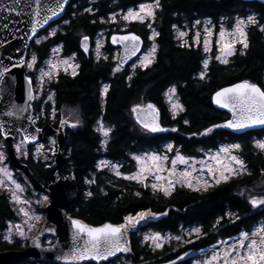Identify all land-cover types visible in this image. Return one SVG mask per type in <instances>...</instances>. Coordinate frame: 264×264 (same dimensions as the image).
<instances>
[{
  "label": "trees",
  "instance_id": "16d2710c",
  "mask_svg": "<svg viewBox=\"0 0 264 264\" xmlns=\"http://www.w3.org/2000/svg\"><path fill=\"white\" fill-rule=\"evenodd\" d=\"M150 1L70 0L64 13L68 23L64 21L56 35L41 40L40 44L33 40L29 51L37 57L36 66H39L48 58L51 48L59 45L63 56L75 54L74 60L80 67L75 76L62 72L56 74L44 92V96L51 92L53 99L43 103L41 98L35 100L33 110H44L45 117L40 118L38 124L50 123L54 128H58L61 119L68 120L69 124L79 119L77 127L66 124L63 129L65 160L60 175L62 178L73 175L78 190L69 214L97 225L106 221L119 223L127 215L144 211L158 214L168 206H174L179 212L170 210L167 217L148 224L150 230L176 234L181 228L197 226L201 228V234L185 244H164L153 248L142 240L140 233H131L132 254L123 257L130 264H191L196 258L212 252L213 247L218 249L219 241L230 242L229 237H238L241 231L250 233L257 223L264 222V206L254 209L241 192L264 180V150L254 143L264 136V129L236 135L226 128H213L212 132L204 134L205 129L223 124L229 117L212 105V95L217 89L237 81L257 83L264 89V32L258 26L264 25V4L242 0H160L161 7L151 21L152 28L159 33L154 40H149L148 21H132L125 30L107 31L99 59L93 48L88 55L81 51L79 41L82 34L89 36L93 45L97 34L113 26L114 23L106 21L110 14ZM247 15L258 21L257 26L245 28L248 48L235 51L227 64L216 60L213 51L208 55L205 77L200 79L206 53L200 44L192 42L181 47L173 26L185 27L195 20L208 19L216 27L219 24L231 27L237 18ZM115 31H134L143 38L145 46L155 43L154 62L147 69L137 67L134 74L129 65L113 74L116 61L107 38ZM105 85L108 91L102 94ZM173 86L184 108L182 112L173 113L166 101L165 92ZM139 96L157 108L160 127L165 131L152 133L138 124L132 125L127 112ZM52 110L55 115H51ZM98 121L112 129L104 147H101L102 138L97 131ZM226 143L240 145L238 154L247 171L203 192L177 186L171 195L165 196L107 169L97 168L98 161L104 158L122 163L121 171L128 172L132 155L161 151L167 144L183 155L200 156L203 151ZM20 160L29 165L44 186L50 183L48 171L51 167L40 159L33 160V163L23 157ZM92 179L95 183H86ZM87 192H92V196H87ZM15 219L17 216L8 194L0 190V251L22 248L17 242L8 243L2 239L7 222ZM120 258L117 256L103 264H118Z\"/></svg>",
  "mask_w": 264,
  "mask_h": 264
},
{
  "label": "snow or ice",
  "instance_id": "6c2138e0",
  "mask_svg": "<svg viewBox=\"0 0 264 264\" xmlns=\"http://www.w3.org/2000/svg\"><path fill=\"white\" fill-rule=\"evenodd\" d=\"M20 0H15L16 4H19ZM37 6L41 5V0H35ZM64 2H60L57 0V3L54 7H48L46 11L50 13V15H45L41 20L33 19L32 22V34L35 36L36 28L38 24H47L50 19L56 17L59 12L63 11ZM161 7L160 0H151L149 3H142L139 5L138 9L133 10L129 9L126 14L122 16L124 21H138L140 23H145L148 21V27L151 29V35L149 36V40H154L159 33L152 28L151 21L155 19L156 10ZM7 11H13L14 9H6ZM85 11H90V9H85ZM36 16L40 15V12L37 11ZM113 22L116 19L115 14L110 18ZM103 22V21H102ZM68 23V21H65ZM210 23V22H206ZM200 21H196V25H199ZM258 21L254 16H248L246 20L238 19L236 21L235 26L232 31H227L221 26L219 30V39L216 41L218 46L219 54L216 55L215 59L220 61V63L227 64L228 57L232 56L235 49V44L237 41L243 46L244 49L248 48L247 42V34L245 32V28L247 26H257ZM260 31L264 32V25H258ZM175 28V25L173 26ZM204 40H203V50L205 53L210 51L209 48V37L213 35L212 29L210 27H204ZM49 35H56L55 31H52ZM188 33L184 31H179V37L183 38L187 36ZM226 37L230 38L226 39ZM47 39V37H44ZM89 37L84 36L81 42V46L84 48V51L87 52V41ZM112 44H120L123 46V55L117 61L116 66L113 68V74L120 72L123 64L133 56H136L137 53L141 52V38L138 35L128 33L126 35H113L111 37ZM36 44L41 43V39L37 38L35 40ZM187 42L181 44V47L185 46ZM193 43L199 45L200 43V33L197 32L195 34ZM191 47L192 45H188ZM97 58L99 59V49L101 47L100 43L97 42ZM54 52L59 51V49H54ZM157 51V45L153 43L150 49L146 53H141L138 57L139 64L133 63L132 69L133 74L135 73V69L137 67L147 69L153 62L154 56ZM243 54V52H241ZM119 55V54H118ZM75 59V54L72 57L67 59H61L57 62H49L48 71L41 70V78H47L51 80L54 74H58V70L62 67L65 73L70 71V74L75 76L77 74V69L80 67L79 64L72 63ZM105 60L108 57H104ZM115 59V57H114ZM37 57L35 55L32 56L31 62L27 63V67L29 69L33 68L36 63ZM209 66V59L203 60V69L200 73V79H204L206 70ZM8 71L7 68H4L2 72H0V81L4 79L5 73ZM128 79L131 80L132 76L129 75ZM108 91V86L105 85L103 89V93ZM176 93V87L173 86L169 88L168 92L165 95L169 96V99L172 100V97ZM33 97L29 95V99ZM49 101L53 99L52 95L47 97ZM213 102L217 104L220 108L228 109L232 113V118L226 120L223 124L213 125L210 128L205 129V133H210L213 131V128H228L234 131H241L246 128L256 127V126H264V89L254 83H250L249 81H242L240 83H236L231 85L230 87H225L215 92L213 96ZM172 109L179 110L180 112L184 111V108L178 102L172 103ZM26 111L24 107H21L17 104L12 103L8 110H6L3 115L7 117H17L20 118L23 113ZM131 112L135 115L137 123L140 124L142 129L147 132H160L165 131V129L160 127L158 122L159 120V112L156 107L151 104H137L131 108ZM53 115H55V111L53 110ZM28 120L35 123V119L32 116L27 117ZM185 124L188 123L187 120L184 121ZM61 126L69 124L68 120L61 119ZM79 125V119H76L75 123L69 124L70 127H77ZM11 129H6L5 125L0 123V136L7 137L11 134ZM17 132H22V138L19 143L15 145L16 152L18 154L27 156L28 152L25 150L24 146L32 141H35L37 137L33 134H29L27 128H17L15 129ZM40 129H36V132H39ZM97 131L101 133L104 139L101 140V147L106 146L107 138L109 133L112 131L111 128H106L102 121H98ZM172 131H176V129H172ZM51 144L55 146L56 141L52 140ZM256 147L260 150H264V141H257ZM44 148V145L41 144L37 148V152ZM239 144H232L229 146L221 147L215 155L209 157V160L212 163H207L204 160L198 161V163L202 166L199 171H206L207 175L211 177L215 184L219 185L222 181L227 182L228 179L232 175H240L243 172L247 171V167L244 161L232 154V150L239 149ZM3 145L0 144V165H4V161L6 160V155L4 153ZM54 147L50 148L49 151L54 152ZM168 151L173 150L172 145L167 146ZM221 153L225 154L226 159L221 158ZM47 158V157H46ZM134 159L139 166L138 171L134 174H129L124 176V179L127 180H135L138 183L143 184L145 187L149 185L145 183L148 179L149 175L154 177L156 182L152 183L150 186L153 190L161 191L165 196L171 195V192L174 190L175 183H180L182 186L194 187L193 180H196L195 190H200V187L207 188L209 187L208 180H201L199 178H194L193 173L198 170L194 165L189 164L190 159L194 158H186L183 155L177 153L175 158L171 159V165L173 166L171 169H167L170 174L174 177H177L175 181L168 179L167 186L164 185L163 181L167 178L160 175L162 171H165L164 162L169 159L166 155L161 156L157 153L153 152L151 154H145L144 156H133ZM189 165L190 170H184L179 173L175 171V166L177 164ZM103 167H111L113 170L118 169L119 165H112L110 162L101 160L97 165V168ZM117 176L123 175L119 171H116ZM7 184L13 185L14 188L10 189L12 191L13 199L20 203V197L17 195V192H23V187L20 183H18L11 171L7 168V166H0V186H6ZM86 183H95V180H87ZM87 196H92V192H87ZM137 196L140 195L139 192L136 193ZM44 201L48 200L47 196L43 197ZM27 203V201H24ZM249 203L255 209L261 206H264V196H251L249 198ZM20 212L27 218L25 223L29 221H39L41 217L35 216L29 213V211H25V209L21 208ZM154 214L150 211L148 212H139L136 213L135 216L128 215L124 217V223L112 224V223H103L99 226H90L86 223L78 219H71V224L75 231L72 234L73 248L71 251L70 258L73 260H95V261H107L109 257L115 256L118 252H128L130 249L128 247L127 240V231L129 227H135L137 223L141 220H144L148 216H153ZM232 215L231 213L229 214ZM236 219H240L239 216H236ZM219 223V221H218ZM34 224H29V227H34ZM18 232L21 237L25 236V233L21 230ZM192 233L199 236L201 234V228L196 227L192 229ZM8 239V237H5ZM146 240H152L155 243V247L159 248L162 245L159 243L161 237L159 234H155L149 237H145ZM175 239L179 240L180 237L177 236ZM229 240H232L233 243L229 244L228 240L219 241L218 243L226 245L223 249H217L213 247L211 255L204 259L202 262H198V264H264V224L260 227H257L251 233L247 231H241L238 237H229ZM82 242V243H80ZM39 246V245H37ZM203 251V250H202ZM187 255V253H185Z\"/></svg>",
  "mask_w": 264,
  "mask_h": 264
},
{
  "label": "water",
  "instance_id": "95a60500",
  "mask_svg": "<svg viewBox=\"0 0 264 264\" xmlns=\"http://www.w3.org/2000/svg\"><path fill=\"white\" fill-rule=\"evenodd\" d=\"M69 1L70 0H67V2L64 4L63 11L59 12L56 17L50 19L47 24H38L36 28L37 34L34 36L31 31L33 19L42 21L45 15H50V13L46 11V9L48 7H54L57 3V0H41V5L39 7L37 6L35 0H20L19 4H16L15 0H0V72H2L4 68L8 69V71L4 75V79L0 81V123L4 124L6 129L12 130L11 134L7 137H0L4 142L7 161L11 168L16 171L21 181L24 183L27 192L33 196L38 195L39 193H45L48 197V204L43 207L44 220L41 223L38 233L31 237L23 248L6 249L0 251V264H21L25 261L32 260L51 262L54 264H103L113 260L119 255L126 256L127 254H132L130 244L131 233L137 232L139 229L143 228L149 223H155L167 217L170 210L179 212V210L174 206H168L163 212L158 214L153 213V216H148L144 220H141L135 225V227H129L127 231V240L130 250L128 252H118L115 256L109 257L107 261L98 262L91 259L81 261L73 260L70 258L71 251L74 246L72 241V234L75 231L71 224V219H78L90 226H99L103 223L92 225L68 213L69 208L74 204L76 200L78 190L73 175L67 176L65 178H62L60 175L61 167L63 166L65 160V156L63 154V129L66 125L61 126L60 124L58 128H54L50 123H45L39 127L36 125V123L33 124L32 121L27 119L28 116L33 115V102L35 94L32 79L26 74L25 70L31 42L51 24L63 18ZM242 1H255L264 4V0ZM60 2L63 3L64 0H60ZM6 9L14 10L7 11ZM37 11L40 12L39 16L35 15ZM128 33L138 35L142 41L140 46L141 51L144 47L143 38L134 31L111 33L110 35H108L107 41L110 46L118 48L119 55H117L116 62L123 55V46L120 44H112L111 37L113 35H126ZM83 37H81L79 41L80 49L85 54H88L90 51V38L87 41L88 51L85 52L84 48L81 46ZM139 53H137L136 56L130 57L123 64L122 68L126 67L132 61H134ZM240 82L242 81L224 85L217 89L215 92L219 91L222 88L230 87L231 85ZM257 85L260 86L259 84ZM215 92L213 93L212 98ZM29 95H31L33 98L29 99ZM211 100L212 105L215 109L227 113L229 116L228 120L232 118V113L228 109L220 108L213 102V99ZM12 103L26 109V111L20 118H17L15 116L7 117L3 115V113L8 110V107H10ZM133 118L137 123L134 114ZM17 128H27L29 134H33L37 137L35 141H32L26 145H34L48 137H55L57 149L55 152L51 153L54 158V164L48 171L50 180V183L48 185L44 186L33 174L29 165L21 161L17 156L13 143L17 136H20L22 138V132L15 131V129ZM37 128L40 129L39 132H36ZM226 129L232 134L239 135L249 131L263 130L264 126L250 127L241 131H234L228 128ZM104 223L111 222L106 221ZM119 223H124V217ZM45 237H53L54 240L50 243H43V239Z\"/></svg>",
  "mask_w": 264,
  "mask_h": 264
},
{
  "label": "rangeland",
  "instance_id": "374dc122",
  "mask_svg": "<svg viewBox=\"0 0 264 264\" xmlns=\"http://www.w3.org/2000/svg\"><path fill=\"white\" fill-rule=\"evenodd\" d=\"M149 3V2H147ZM142 4V3H141ZM140 5V4H139ZM138 6L136 7H133V8H129V9H133V10H136L138 9ZM128 9V10H129ZM128 10H125V11H121V12H117V13H112L110 14L106 21L107 23H114L113 26L111 27H106L102 32H100L99 34H97V36L95 37L94 39V42H93V45L91 46L93 48V52L96 54L97 56V42L100 43L101 47L99 49V55L101 54V51L104 47V44H105V40H106V36H107V31L110 30V29H118L119 30H125L128 26V24L132 21H124L122 19V16L124 14H126L128 12ZM115 14L116 16V19L115 21L113 22L110 18ZM248 16H252V15H247L245 17H239L235 20L234 24L231 26V27H225L223 24H220L219 26H214L212 24V22L210 23H206V22H209L208 20H202L200 21V24L199 25H196V21H194L191 25H186L185 27H175L174 28V31H175V36L176 38L180 41V43H184V42H187L186 44H188L189 42H192L193 43V40H194V37H195V34L197 32L200 33V46L202 47L203 49V40H204V27H210L212 29V32H213V35L211 37H209V41H210V44H209V48H210V51L208 53H206V56L204 59H208V55L210 53H212L214 51V57H216V55L219 54L218 52V46L216 44V41L219 39V30L221 28V26H223L224 29H226L227 31H232L233 27L235 26L236 24V21L238 19H243V20H246ZM64 23V22H63ZM60 28V26L58 27H49L45 32L39 34L35 39L34 41L37 39V38H40L41 40H45L44 37H50L52 35H49L52 31H57L58 29ZM179 31H184V32H187L188 35L181 38L179 37ZM117 32V31H115ZM83 36H86V35H81V37ZM80 37V38H81ZM226 39H229L228 37H226ZM152 41V40H151ZM153 44V42H150L148 46H146V48L143 49V51L141 53H146L151 45ZM195 45V43H193ZM91 48V49H92ZM54 49H59V51H56L54 52L53 50ZM235 49L236 51H243L244 48L243 46L237 41V43L235 44ZM204 51V50H203ZM141 53L135 58V60L129 65V67L132 69V64L133 63H136V64H139V60H138V57L141 55ZM32 51H29V56L27 58V62H26V71H31L33 73V77H34V83H33V88L35 89V98H41L42 99V103L45 102L47 100V97L50 95L51 92H48L47 95L44 96V92H45V89H46V85L48 84V82L50 80H48L47 78H41V70H44V71H48L49 68H48V65H49V62H57L61 59H67V58H70L72 57L73 55H67V56H63L62 55V52H61V48L59 45H56V46H53L50 50V53H49V56L48 58L45 59V61L40 64L39 66H36V63L34 64L33 68L29 69L27 67V63L31 62V59H32ZM112 56L115 57V61L117 59V50L115 47H113L112 49ZM229 58V57H228ZM227 58V59H228ZM72 63H75V60L72 61ZM117 64V63H116ZM116 66V65H115ZM59 72H62V73H65L63 68L61 67L59 70H58V73ZM70 73V71L68 72ZM56 74L53 75V77L55 76ZM52 77V78H53ZM169 89H167V91L165 93L168 92ZM166 97V101L168 103V106L169 108L171 109V111L173 113H177L179 110H173L172 109V103H176L179 102L178 100V97L175 93V95L172 97V100L169 99V96L168 95H165ZM44 98V99H43ZM148 102L144 99L143 96H139L136 100H134L131 104V108L134 106V105H137V104H147ZM131 108L130 110L127 112V116L131 119L132 121V125L133 126H136L135 124H137L133 118V114L131 112ZM53 114V110L51 111V115ZM45 117V114H44V110H40V111H35L34 115H33V118L35 119V122L37 120H39L40 118L41 119H44ZM46 122V121H45ZM106 128H110L106 125H104ZM97 127H98V124H97ZM100 136L102 139H104V137L101 135V133L99 132ZM21 140V137H17L13 143V146H14V149H15V145L17 143H19ZM52 140H55V137H48L46 138V140H43L35 145H32L31 148H29L28 145H25L24 148L25 150L28 152V155L30 154L31 157L33 158V160H37V159H40L42 162H44L45 164H47L48 167H52L53 164H54V158L51 156V153L52 151H49L50 148H53L54 147V152L56 151L57 147H56V144L55 146H53L51 144V141ZM56 141V140H55ZM257 141H264V136L262 138H257L254 143L256 145V142ZM0 144L3 145V151L6 155V150H5V146H4V142L2 140V138L0 137ZM43 144L44 145V148L41 149L39 152H37V148L39 147V145ZM234 143H226V144H221L219 145L216 149H213V150H206V151H203L202 154L200 156H186V155H183L181 153H179L177 150H172V151H168L167 150V146L169 144H167L165 146L164 149H162L161 151H156V150H150V151H145V152H142V153H138V154H134L132 155L133 156H144L145 154H151L153 152L157 153L158 155H161V156H164L166 155L167 157H169V159L167 161L164 162V167H165V171H162L160 173V175L166 177L167 179L165 181H163L164 185L167 186V180L168 179H171L173 181H175L177 179V177H174L170 174L169 171H167V169H171L173 166L171 165V159L175 158V156L177 155V153H179L180 155H183L184 157L186 158H194V159H190L189 160V164L190 165H194L196 167V169L198 170L197 172L193 173V177L194 178H199L201 180H208L209 182V187L207 188H204V187H200V190H198V192H203L217 184H215V181L209 177L206 173V171L204 172H201L199 171L201 169V165L198 163V161L200 160H204L206 161L207 163H212L210 160H209V157L212 156V155H215L218 150L223 147V146H229V145H232ZM15 152H16V149H15ZM17 153V152H16ZM232 154L233 155H236L238 157L239 154H238V149H235V150H232ZM27 156H24V155H21V154H18L17 153V156L18 157H28ZM47 157V158H46ZM221 158L222 159H226L225 157V154L221 153ZM241 158V157H240ZM101 160H105V161H108L104 158L100 159L97 163V165L99 164V162ZM110 162V164L112 165H119L120 167L116 170H113L111 167H103V169H107L109 172L113 173L116 175V171H119L120 173H122L123 175L119 176V177H124L126 175H129V174H134L138 171V168L139 166L137 165L136 161L134 159H132V162L129 163V165L131 166V169L128 171V172H122L121 171V166H122V163H119V162H114V161H108ZM0 166H7V168L9 169V171H11L14 179L21 184V186L23 187V192H17V195L20 197V200L21 202L20 203H17L14 199H13V196H12V191L10 189H13L14 186L13 185H10V184H7L6 182V186H0V190L4 191L5 193L8 194V197H9V200L12 204V207L15 211V214L17 216V219L15 220H12L11 222H8L7 223V226L6 228L4 229V236L5 237H8V239H6V241L8 243H19L20 246L24 247L26 245V242L31 238L33 237L35 234L38 233L39 231V228H40V225L41 223L43 222L44 220V213L42 211V208L48 203V200L47 201H44L43 200V197L46 196L45 194H38L36 196H32L30 195L28 192H27V189L25 187V185L23 184V182L19 179L17 173L15 170H13L11 168V166L9 165L8 161H7V155H6V160L4 161V165H0ZM102 169V168H100ZM184 170H190L189 169V165H184V164H177L175 166V171L177 173L181 172V171H184ZM244 173V172H243ZM242 173V174H243ZM240 174V175H242ZM240 175H232L230 178H233V177H236V176H240ZM229 178V179H230ZM127 180V179H126ZM131 181H134L136 182L137 184H139L140 186L142 187H145L143 184L141 183H138L137 181L135 180H131ZM156 182L154 180V177L152 175H149L148 179L145 181V183H147L149 186L147 188H149L152 192L154 193H162L161 191H156V190H153L151 188V184ZM223 182V181H222ZM193 185L194 187L190 188V187H187V186H183V187H186V188H189V189H192L194 191H197L195 190V187H197L196 185V180L194 179L193 180ZM177 186H182L180 183H175V187ZM174 187V189H175ZM243 193V196L248 200L249 202V198L251 196H264V180L258 182L257 184L253 185V186H250V187H247V188H244L242 191ZM164 195V194H163ZM24 201H27V203H24ZM262 207V206H261ZM23 208L25 209V211H29L30 214L32 215H35V216H39L41 217V219L39 221H29L28 223H25V221L27 220V218L23 215V213L20 212V209ZM29 224H34L35 226L30 228L29 227ZM262 224H264V222H259L257 223L250 231V233L252 231H254L257 227H260ZM18 227H19V230L23 231L25 233V236L24 237H21L19 235V232H18ZM197 226H191L189 228H181V230L176 233V234H171V233H166V232H159V231H153V230H150V229H147L145 231H142L140 233V236L142 238L143 241L145 242H148L151 247L153 248H157L155 247V243L154 241L152 240H146L145 237H149V236H152V235H155V234H159L160 237H161V240L159 241V243L163 246L164 244H169V245H173V246H178V245H181V244H185L193 239H196L198 236L194 233H192V229L193 228H196ZM179 236L180 239L177 240L175 239V237ZM45 243H50V238L49 237H45L44 240H43ZM233 243V241H230L229 244ZM161 246V247H162ZM226 245L224 244H220L219 245V248L218 249H223L225 248ZM160 248V247H159ZM211 255V252L207 253V254H204L198 258H196L195 260L192 261L191 264H198V262H202L204 259H206L208 256ZM118 264H130V261L127 260L126 258L122 257L119 259V261L117 262Z\"/></svg>",
  "mask_w": 264,
  "mask_h": 264
},
{
  "label": "flooded vegetation",
  "instance_id": "af4514ba",
  "mask_svg": "<svg viewBox=\"0 0 264 264\" xmlns=\"http://www.w3.org/2000/svg\"><path fill=\"white\" fill-rule=\"evenodd\" d=\"M151 2V1H150ZM65 21V19H64V16H63V18L62 19H60V20H58V21H56L55 23H53L52 25H50L51 27L53 26V27H58V26H60V25H62V23ZM49 26V27H50ZM47 30V29H46ZM45 30V31H46ZM45 31H43V32H45ZM92 46V44H91V40H90V51H89V53L91 52V47ZM144 48H146V47H144ZM143 48V49H144ZM116 50H117V52H118V49L116 48ZM143 51V50H142ZM88 53V54H89ZM87 54V55H88ZM26 74L27 75H29L32 79H33V82H34V78L30 75V74H33L31 71H26ZM34 113H35V111H33ZM44 123H42V124H38V126L40 127V126H42ZM46 140V139H45ZM29 148H31V146H29ZM19 158H21V157H19ZM25 159L26 160H28V161H30V162H34L33 161V158L31 157V155L29 154L28 155V157H25ZM40 194H44V193H40ZM46 195V194H45ZM47 196V195H46ZM42 211H43V208H42ZM8 222H11V221H8ZM7 222V223H8ZM7 226V225H6ZM149 225H147L146 227H144V228H142L140 231H138L137 233H141L142 231H145V230H147V229H151L150 227H148ZM3 237H2V239L3 240H5V236H4V230H3ZM50 238V242H52L53 240H54V238L53 237H49ZM43 243H45L44 241H43ZM25 264V263H24ZM40 264H54V263H51V262H40Z\"/></svg>",
  "mask_w": 264,
  "mask_h": 264
}]
</instances>
